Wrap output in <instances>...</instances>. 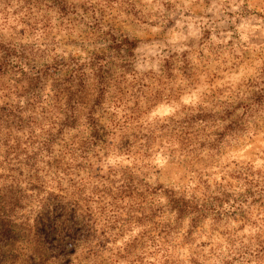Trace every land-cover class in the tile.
I'll list each match as a JSON object with an SVG mask.
<instances>
[{"label":"clouds","instance_id":"1","mask_svg":"<svg viewBox=\"0 0 264 264\" xmlns=\"http://www.w3.org/2000/svg\"><path fill=\"white\" fill-rule=\"evenodd\" d=\"M0 264H264V0H0Z\"/></svg>","mask_w":264,"mask_h":264}]
</instances>
